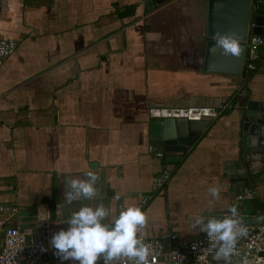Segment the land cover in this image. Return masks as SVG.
<instances>
[{"label":"crops","instance_id":"crops-1","mask_svg":"<svg viewBox=\"0 0 264 264\" xmlns=\"http://www.w3.org/2000/svg\"><path fill=\"white\" fill-rule=\"evenodd\" d=\"M145 1L0 0V36L17 42L0 68V207L16 210L9 226L38 232L57 204L58 231L84 205L102 204V223L110 224L134 205L146 217L138 237L166 242L175 234L180 246L204 235L192 227L195 217L221 218L248 187L224 170L243 149L234 102L178 154L151 136V111L244 89L247 99L264 102V45L246 81L203 73L206 0L150 9ZM253 158L261 163L250 176L253 197L239 206L252 218L264 210V156ZM163 170L168 179L157 185ZM89 171L95 196L65 203L68 181Z\"/></svg>","mask_w":264,"mask_h":264},{"label":"water","instance_id":"water-1","mask_svg":"<svg viewBox=\"0 0 264 264\" xmlns=\"http://www.w3.org/2000/svg\"><path fill=\"white\" fill-rule=\"evenodd\" d=\"M168 0H146L147 8ZM249 35L264 38V0H206V29L202 72L241 77L244 72L246 45ZM234 40L238 51H227L222 39ZM264 74V70L258 71ZM234 102L239 111L242 151L239 159L224 165L233 182L251 187V178L264 156V102L247 99L244 89L224 97H189L152 105L150 134L159 139L166 153H185L213 121V114L227 102ZM262 212L256 217H244L247 225H259ZM234 264H240L236 261Z\"/></svg>","mask_w":264,"mask_h":264},{"label":"clouds","instance_id":"clouds-1","mask_svg":"<svg viewBox=\"0 0 264 264\" xmlns=\"http://www.w3.org/2000/svg\"><path fill=\"white\" fill-rule=\"evenodd\" d=\"M220 43L227 51H238L234 40L226 38ZM86 176L87 179L72 178L68 181V190L64 192L65 203L71 204L81 198L90 200L95 196L93 185L97 176L91 171ZM208 191L213 198L219 194L216 187H210ZM228 213L229 215L219 219L198 216L192 224L193 228L205 233L211 241L210 248L215 249L213 259L222 260L225 264H231V257L237 254L238 239L247 236L246 227L236 219V206H230ZM107 215L108 210L102 204L95 208L84 205L72 212L65 222L66 228L54 233L50 239V244L61 261L97 264L102 259V264H112L113 261H123L124 264H155L152 250L137 235L146 223L142 210L129 205L110 224L102 223ZM240 264H247L246 258L241 259Z\"/></svg>","mask_w":264,"mask_h":264},{"label":"built area","instance_id":"built-area-1","mask_svg":"<svg viewBox=\"0 0 264 264\" xmlns=\"http://www.w3.org/2000/svg\"><path fill=\"white\" fill-rule=\"evenodd\" d=\"M246 52L244 70H257L260 59V48L264 45V38L249 35L245 42ZM17 42L13 39L0 36V68L4 61L16 50ZM225 105L219 107L213 116L220 115L225 110ZM161 156V153L157 154ZM168 179V171L163 170L156 177L157 185ZM253 197L252 191L244 187L236 193L230 206H236V219L246 227L247 236L237 241L236 255L231 257V262L241 261L246 258L247 264H264V210L259 225L244 223V214L239 208L240 204ZM229 206V207H230ZM14 208L0 207V264H76L74 261H61L55 249L50 244V239L62 224L60 205L54 206V217L46 222L39 231L29 226H9V215L15 213ZM229 215L228 209L222 213L221 218ZM152 250L155 255V264H217L214 257L215 249H211V241L206 237L194 239L186 244L178 245L177 236L170 235L166 242L154 238L139 237ZM195 245V247H194ZM203 257V258H201ZM149 259H152L150 255ZM97 264H102V259ZM112 264H124L123 261H113Z\"/></svg>","mask_w":264,"mask_h":264},{"label":"trees","instance_id":"trees-1","mask_svg":"<svg viewBox=\"0 0 264 264\" xmlns=\"http://www.w3.org/2000/svg\"><path fill=\"white\" fill-rule=\"evenodd\" d=\"M255 72V70H244L242 77L245 81Z\"/></svg>","mask_w":264,"mask_h":264}]
</instances>
